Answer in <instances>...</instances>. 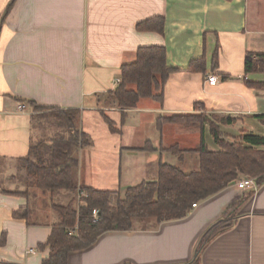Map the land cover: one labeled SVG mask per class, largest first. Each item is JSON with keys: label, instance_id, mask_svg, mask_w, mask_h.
I'll return each instance as SVG.
<instances>
[{"label": "crops", "instance_id": "1", "mask_svg": "<svg viewBox=\"0 0 264 264\" xmlns=\"http://www.w3.org/2000/svg\"><path fill=\"white\" fill-rule=\"evenodd\" d=\"M154 17L163 19L161 32L137 29ZM150 45L164 46L166 65L174 69L161 97H142L131 109L116 107L108 94L117 87L121 66L135 59L139 47ZM262 52L264 0H0V264H42L49 248L41 245L58 220L42 203L49 193L31 194L15 179L17 159L29 153L34 141L30 101L78 109L82 126L84 116L87 124L100 122V136L92 134L85 154V147L77 152V182L125 190L155 180L159 163L195 170L192 150L201 140L216 150L208 146L216 145L208 122L162 118H230L218 120L226 141L244 133L264 134L259 117L264 89L247 84L264 82V72L244 70L246 55ZM199 58L203 68L189 69ZM209 74L217 76L215 85L206 82ZM34 194L42 195L41 202ZM240 200L228 227L197 253L207 229ZM26 205L32 206L29 216L13 217ZM67 264H264V181L255 189L230 182L180 219L106 231L91 245L69 252Z\"/></svg>", "mask_w": 264, "mask_h": 264}, {"label": "trees", "instance_id": "2", "mask_svg": "<svg viewBox=\"0 0 264 264\" xmlns=\"http://www.w3.org/2000/svg\"><path fill=\"white\" fill-rule=\"evenodd\" d=\"M138 30L163 29V19L154 17L137 24ZM165 47L159 45L141 46L132 62L121 66L120 82L109 92L113 104L120 109H131L142 97H161L164 82L174 71L166 65ZM202 58L190 62L191 70L202 69ZM245 73L264 72V52L247 54L244 61ZM248 85L264 89V82H247ZM32 107L31 126L34 129V113H50L57 127L67 129L69 135L56 134L49 140L38 139L30 144L29 153L17 159L24 170L26 188L39 190L50 196L51 209L58 220L51 226V233L44 245L49 248L48 257L42 264H67L69 252L91 245L96 238L113 230H131L135 222L146 223L154 220L160 223L180 219L187 215L193 203L204 200L224 189L240 174L253 175L256 184L264 181V134L244 133L230 141L220 134L219 124L208 121L205 116L194 114L173 115L162 118V122L180 124H203L208 122L209 131L217 145L209 149L203 140L192 150L197 154V168L183 171L178 164L159 163L157 176L153 181H142L125 189L122 197H111L115 191L79 185L75 175L78 164L77 152L87 147L89 135L79 128L81 114L78 109L42 107L30 101ZM46 116V114L44 115ZM106 117V116H105ZM259 117L264 118V115ZM108 127L114 131L113 123L105 118ZM230 118L219 119L229 122ZM173 153L181 157L180 149L174 145ZM60 192L78 195L83 205L76 207L74 198L67 203H57L55 196ZM251 194V193H250ZM249 194V195H250ZM34 199L37 197L34 194ZM237 201L222 220L214 223L201 237L196 252L216 234L229 225ZM96 210V218L93 211ZM32 206L26 205L13 212L15 218H26Z\"/></svg>", "mask_w": 264, "mask_h": 264}, {"label": "rangeland", "instance_id": "3", "mask_svg": "<svg viewBox=\"0 0 264 264\" xmlns=\"http://www.w3.org/2000/svg\"><path fill=\"white\" fill-rule=\"evenodd\" d=\"M158 92L159 91H157V94H159ZM158 98L159 97H157V99ZM45 114H46V116H44ZM45 114L42 113L41 111L34 113V117H35V119H34V130H33L34 141L41 139V138L44 140H49L50 138L54 137L56 134H58L59 136L63 135L65 137L69 135L67 129L62 128V127H57L55 125V120L52 119L51 116H47L50 113H45ZM194 115L199 116V114H194ZM200 115L205 116L208 121H212L214 123H217L219 120V117L216 115H209L208 117L205 114H200ZM88 120L89 119L87 118V116H84L83 126H82V121H81V123H78L79 124L78 126H79V128L84 129V131L89 135L90 141H93V138H95V137L92 134H96L95 136H97V135L100 136V133H102V125L100 122H98L95 125L94 124H91V125L87 124L86 121H88ZM196 124H199V123L196 122ZM87 129H88V131H87ZM97 138H98V136H97ZM208 146L211 148L216 147V149H217V146L214 145L212 142L208 143ZM83 151H84L83 153L85 154L86 147L83 149ZM17 168H18V170H17V173L15 174V177H16L15 179H17V181H19L23 187L24 186L27 187L26 183H25L24 170L21 169V165H19L18 162H17ZM180 168L185 172H189L192 170V168L184 167L182 165H180ZM244 177L253 178L256 181L255 176L246 175V174H240V176L236 180H233V181L235 183H237L239 181V179L244 178ZM31 191H32L31 194H33V192H37V191H33V190H31ZM124 192H125V190L115 191V194L111 197L110 203L114 204L115 200H116L115 198L122 197ZM36 197L41 202L42 195L38 194ZM72 198H74V201H73L74 206L79 207V206L84 204V202L81 200L82 197H79L78 195H74V194H67L66 192H64L60 195L59 194L56 195L54 199L57 203L64 204V203H67L68 201H70ZM48 199H50V197H48V194H47L46 196H44L43 201H42L43 204H46V207L48 206L46 210H48V208L50 206Z\"/></svg>", "mask_w": 264, "mask_h": 264}, {"label": "built area", "instance_id": "4", "mask_svg": "<svg viewBox=\"0 0 264 264\" xmlns=\"http://www.w3.org/2000/svg\"><path fill=\"white\" fill-rule=\"evenodd\" d=\"M217 81H218V78L214 74H209L206 77V82L210 85H215L217 83ZM119 82H120V80H117L116 84L118 85ZM24 107L25 106L23 104L19 105L20 109H24ZM256 185H257L256 181L253 178H248V177L241 178L236 183V186L239 189H255ZM84 196H85L84 192H80L79 197H84ZM195 206H196V203H193L192 207H195ZM96 213H97L96 210H94L93 214H92L94 218H96ZM30 251H32V249Z\"/></svg>", "mask_w": 264, "mask_h": 264}]
</instances>
